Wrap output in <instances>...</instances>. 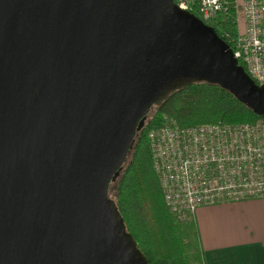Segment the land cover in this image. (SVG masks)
Wrapping results in <instances>:
<instances>
[{"label":"water","instance_id":"1","mask_svg":"<svg viewBox=\"0 0 264 264\" xmlns=\"http://www.w3.org/2000/svg\"><path fill=\"white\" fill-rule=\"evenodd\" d=\"M200 82L264 117L173 0H0V264H147L109 186L150 108Z\"/></svg>","mask_w":264,"mask_h":264},{"label":"built area","instance_id":"2","mask_svg":"<svg viewBox=\"0 0 264 264\" xmlns=\"http://www.w3.org/2000/svg\"><path fill=\"white\" fill-rule=\"evenodd\" d=\"M173 2L187 11V0ZM236 7L243 26L230 41L232 57L264 85V0H197L196 17L213 23ZM146 140L163 204L178 222L202 206L264 198V123L180 127L164 118Z\"/></svg>","mask_w":264,"mask_h":264},{"label":"trees","instance_id":"3","mask_svg":"<svg viewBox=\"0 0 264 264\" xmlns=\"http://www.w3.org/2000/svg\"><path fill=\"white\" fill-rule=\"evenodd\" d=\"M187 1V12L196 17L197 0ZM229 18L205 25L232 49L231 33L227 32L234 25L231 13ZM152 108V115L147 119L146 114L142 128L136 132L115 181L114 205L126 232L131 234L147 264H204L193 220L176 221L163 204L151 166L146 135L159 127L164 118L174 120L180 127H189L216 123H264V117L254 115L219 86L204 82L175 91L165 102L150 110ZM180 226L185 229L182 233L190 238L186 244Z\"/></svg>","mask_w":264,"mask_h":264},{"label":"crops","instance_id":"4","mask_svg":"<svg viewBox=\"0 0 264 264\" xmlns=\"http://www.w3.org/2000/svg\"><path fill=\"white\" fill-rule=\"evenodd\" d=\"M193 224L204 264H264V198L199 207Z\"/></svg>","mask_w":264,"mask_h":264},{"label":"rangeland","instance_id":"5","mask_svg":"<svg viewBox=\"0 0 264 264\" xmlns=\"http://www.w3.org/2000/svg\"><path fill=\"white\" fill-rule=\"evenodd\" d=\"M230 13L232 14V20L234 25L231 26V28L227 29L228 33H231V38L229 39L231 41L232 38H234L235 36H237L238 34H241L242 32V22H241V15H240V9L239 7H236L235 10H232L229 12L228 15H222L220 16L219 20H224L225 18H227L228 20L230 19ZM236 18L239 20L238 22H236ZM153 113V108L148 112L147 114V119L148 117H150ZM125 164V163H124ZM108 196L110 198V200H112L113 202L115 201L116 198V184L115 182L110 183L109 186V191H108ZM184 227L180 226V231L181 233L183 231H185V229H183ZM187 232H190L189 230H187ZM183 234V233H182ZM182 237L184 238L185 244L189 241L190 238H187L185 232L182 235Z\"/></svg>","mask_w":264,"mask_h":264}]
</instances>
